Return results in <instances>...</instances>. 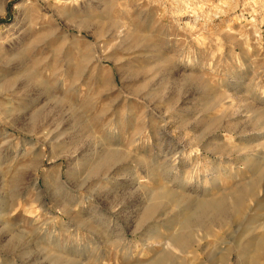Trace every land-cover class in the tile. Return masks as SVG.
Returning <instances> with one entry per match:
<instances>
[{
	"label": "rangeland",
	"instance_id": "374dc122",
	"mask_svg": "<svg viewBox=\"0 0 264 264\" xmlns=\"http://www.w3.org/2000/svg\"><path fill=\"white\" fill-rule=\"evenodd\" d=\"M263 158L264 0H0V264H237ZM257 172L238 218L166 245Z\"/></svg>",
	"mask_w": 264,
	"mask_h": 264
},
{
	"label": "bare ground",
	"instance_id": "6f19581e",
	"mask_svg": "<svg viewBox=\"0 0 264 264\" xmlns=\"http://www.w3.org/2000/svg\"><path fill=\"white\" fill-rule=\"evenodd\" d=\"M262 165H264V158L259 159L258 166ZM255 175L257 177L247 184L233 186L228 194L216 199H198L188 211L178 213L180 216L176 218V221L172 220L176 226L166 237V245L172 251L183 252L191 245L196 234L205 232L210 225L220 220L219 218H229V220L238 218L244 212L247 201H253V197L255 198L261 189L262 181L259 179L258 172ZM163 196L172 203L178 204L179 202L172 191L156 195L154 198ZM158 205V202H154V205L148 208L147 213L154 214L153 211ZM262 223L264 225V221ZM262 256H264V232L258 235H249L246 238L242 246V253L238 254L237 264H259ZM155 261L156 264H178V260L171 250L163 251Z\"/></svg>",
	"mask_w": 264,
	"mask_h": 264
}]
</instances>
